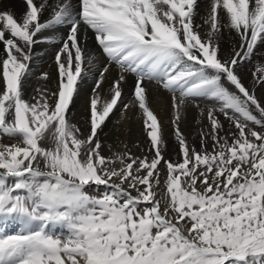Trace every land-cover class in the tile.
<instances>
[{"label":"snow or ice","instance_id":"6c2138e0","mask_svg":"<svg viewBox=\"0 0 264 264\" xmlns=\"http://www.w3.org/2000/svg\"><path fill=\"white\" fill-rule=\"evenodd\" d=\"M54 38L51 87L32 63ZM0 46V264H264V0H23Z\"/></svg>","mask_w":264,"mask_h":264},{"label":"bare ground","instance_id":"6f19581e","mask_svg":"<svg viewBox=\"0 0 264 264\" xmlns=\"http://www.w3.org/2000/svg\"><path fill=\"white\" fill-rule=\"evenodd\" d=\"M23 0H0V7L8 6L14 11H19L22 7ZM54 38L53 42L47 43V44H41L37 46L36 49V55L32 63V68L34 73H40L47 71L51 75V82L50 86L54 87L55 82L57 79V73H56V65L54 63V54L57 48V43L55 42ZM2 47V46H0ZM88 47L89 50L99 55V51L97 49V46L93 39L89 38L88 40ZM225 50H227V44H225ZM43 48H46V50H43ZM53 49V50H52ZM55 49V50H54ZM242 74L244 75L245 83L248 84L250 81V72L245 71L244 69H241ZM116 75V71L114 70L111 74V76H108L106 82L102 87L106 90L108 87V83L111 81V79ZM134 81V76L131 74H128L127 81L123 85L124 87V94H123V101L128 102V100L131 98V92H132V85ZM38 84H44V81L42 80H36L35 77L30 81V88L29 91H31V87L36 86ZM93 79L90 77L88 80H86L83 84L79 86L78 93L74 96L73 104L70 108L71 113V119L73 122H76L77 124L83 125V120L87 116V110L89 107V98L92 95V89H93ZM151 88V98L153 100V107L154 109L165 119H168L169 116V110L167 108V102H168V96L164 92H159L156 90L154 85H150ZM257 95L259 97L264 98V87L257 89ZM135 112V109L129 110V115H133ZM120 113L116 112L112 117L111 121L108 124V127L105 129L106 132L109 133L108 139L111 141L112 136L114 133L112 132L113 123L115 120L119 117ZM125 127L130 128V132L127 134V136H121V139H124L126 143H134L137 140L142 141L143 135L141 134L140 130V123L139 121H128ZM185 131H188V129H185ZM165 138L168 141V147H167V154L172 155L175 149V142L172 139L171 135V128L166 125L165 130ZM133 151H136L137 154H139L138 150L133 149ZM18 225L12 224L9 222V225L7 227V231L9 233L16 230ZM59 227L57 228V231H59Z\"/></svg>","mask_w":264,"mask_h":264},{"label":"rangeland","instance_id":"374dc122","mask_svg":"<svg viewBox=\"0 0 264 264\" xmlns=\"http://www.w3.org/2000/svg\"><path fill=\"white\" fill-rule=\"evenodd\" d=\"M97 49L100 50V49L98 48V46H97ZM43 50H46V48H43ZM52 50H53V49H52ZM54 50H55V49H54ZM99 52H100V51H99ZM131 94H132V92H131Z\"/></svg>","mask_w":264,"mask_h":264}]
</instances>
